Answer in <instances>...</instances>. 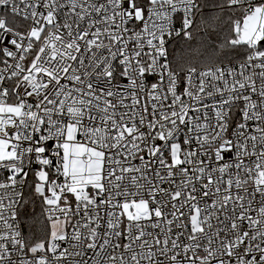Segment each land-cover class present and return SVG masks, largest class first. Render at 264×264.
Masks as SVG:
<instances>
[{"label":"snow or ice","instance_id":"obj_1","mask_svg":"<svg viewBox=\"0 0 264 264\" xmlns=\"http://www.w3.org/2000/svg\"><path fill=\"white\" fill-rule=\"evenodd\" d=\"M219 7L177 69L201 0H0V264H264V0Z\"/></svg>","mask_w":264,"mask_h":264},{"label":"trees","instance_id":"obj_2","mask_svg":"<svg viewBox=\"0 0 264 264\" xmlns=\"http://www.w3.org/2000/svg\"><path fill=\"white\" fill-rule=\"evenodd\" d=\"M204 6L203 15H196L194 25L191 28V39L181 38L176 42V48L182 59L178 60L177 69L183 64L185 67L191 62V54L196 49L206 50L208 56H213L214 52L220 51V46L226 38H230L229 14L221 10L219 5L226 3V0H201ZM243 52V48L238 49ZM198 63V61H197ZM28 213L30 221H25V236L30 237L27 223L34 221L33 231L38 238H43V233L39 231L43 220L42 205L37 201L35 206L29 205Z\"/></svg>","mask_w":264,"mask_h":264},{"label":"water","instance_id":"obj_3","mask_svg":"<svg viewBox=\"0 0 264 264\" xmlns=\"http://www.w3.org/2000/svg\"><path fill=\"white\" fill-rule=\"evenodd\" d=\"M259 46L260 47L264 46V41L260 42Z\"/></svg>","mask_w":264,"mask_h":264},{"label":"built area","instance_id":"obj_4","mask_svg":"<svg viewBox=\"0 0 264 264\" xmlns=\"http://www.w3.org/2000/svg\"><path fill=\"white\" fill-rule=\"evenodd\" d=\"M259 46V45H258ZM260 47V46H259ZM262 50H264V46L260 47Z\"/></svg>","mask_w":264,"mask_h":264}]
</instances>
